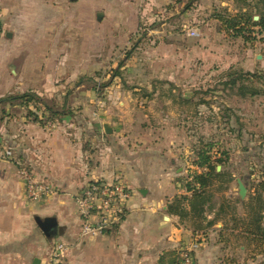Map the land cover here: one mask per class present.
<instances>
[{"label":"rangeland","instance_id":"rangeland-1","mask_svg":"<svg viewBox=\"0 0 264 264\" xmlns=\"http://www.w3.org/2000/svg\"><path fill=\"white\" fill-rule=\"evenodd\" d=\"M245 1L250 9L259 4ZM51 4L53 18L41 23V33L27 32L19 45L17 41L7 43L0 35V99L31 91L51 109H43L37 99L26 106L22 98L0 104V221L9 223L5 230L11 231L17 222L31 243L45 238L35 220L47 218V213L53 217V200L30 201L25 189L22 193L21 170L31 171L25 159L38 150L35 139L53 137L59 127H65L72 141L77 140L79 123H141L138 129L148 139L159 134L148 123H167L162 133L165 138L179 142L176 148L187 147L185 168L202 170L194 149L208 141L216 144L212 155L231 154L230 168L239 176L264 174V34L245 43L222 31L215 19L238 15L246 3L120 0L114 8H133L138 22L130 41L115 48L99 41L101 25H106L107 33L109 28L124 35L133 18L109 15L98 22L94 15H82L72 22L67 18L66 28L60 31L63 23H58L56 10L77 4L69 0ZM102 10L111 13L113 9ZM256 10L251 9L254 17ZM6 24L7 29L10 21ZM190 29L198 35L188 36ZM64 53L67 61L58 64ZM250 72L256 77L242 78L235 86L224 85L228 75ZM240 84L257 94H239ZM46 239L49 249L53 234Z\"/></svg>","mask_w":264,"mask_h":264},{"label":"crops","instance_id":"crops-1","mask_svg":"<svg viewBox=\"0 0 264 264\" xmlns=\"http://www.w3.org/2000/svg\"><path fill=\"white\" fill-rule=\"evenodd\" d=\"M52 2L0 0V35H4L7 43L17 41L19 45L26 39L27 32L41 33V23L46 24L53 18L50 15ZM69 2L77 4L76 7L56 10L60 17L58 23H63L60 31L66 28L67 18L72 22L82 15H94L98 22L106 21L109 15L133 18L124 35L109 28L107 33L106 25H101L99 41L113 48L130 41L137 31L138 13L133 8H114L120 0ZM105 7L113 10L108 13L102 10ZM8 20L10 27L6 29ZM35 40L39 43L40 36ZM64 55L58 64L67 61V54ZM57 69L62 71L61 67ZM164 124L167 123H148L149 129L159 131L156 137L148 139L143 135L145 132L138 129L141 123H79L77 140L72 138L73 142L66 137L65 127H59L53 137L35 139L38 150L25 161L38 181L48 183L56 191L53 197L41 202L53 200L51 206L57 225L48 236L40 229L45 238L31 243L17 222L8 231L3 227L9 223L0 221V264H33L36 261L39 264L49 250L46 237L52 234L53 242L62 241L68 246V264H94V260L99 264H174L178 248L192 242L196 243V264H264V237L257 236L256 227L258 218L259 225L264 227V193L258 185L264 180V174L239 176L230 168L231 154L226 153L228 161L216 166V172L222 175L204 190V202L194 199L180 206L173 204L175 197H191L183 186L185 178L192 173H205L206 169L185 168L183 152L187 147L176 148L179 142L165 138L162 134L167 130ZM68 125L75 127L74 123ZM104 127L111 128V132L106 133ZM221 153L212 157L218 159ZM116 177L122 178L131 190L124 220L97 239H81L73 196L93 180ZM238 181L246 189L243 199L238 195ZM259 194L261 199L258 200ZM38 210L47 213L46 209ZM45 216L52 217L48 213Z\"/></svg>","mask_w":264,"mask_h":264},{"label":"built area","instance_id":"built-area-1","mask_svg":"<svg viewBox=\"0 0 264 264\" xmlns=\"http://www.w3.org/2000/svg\"><path fill=\"white\" fill-rule=\"evenodd\" d=\"M197 30L190 29L188 36L196 37ZM26 196L30 201L41 202L56 191L48 183L33 178L30 171L21 170ZM131 190L122 178L97 179L84 185L74 196L79 219V237L95 238L119 225L127 214ZM196 243L182 245L177 250L174 264H196ZM68 246L62 241L53 242L39 264H68Z\"/></svg>","mask_w":264,"mask_h":264},{"label":"trees","instance_id":"trees-1","mask_svg":"<svg viewBox=\"0 0 264 264\" xmlns=\"http://www.w3.org/2000/svg\"><path fill=\"white\" fill-rule=\"evenodd\" d=\"M243 3H248L245 0H242ZM258 6L252 7L251 9H257L256 15L258 17V20H254V14H251V9L249 8V5L247 4V7H244L242 10H240L238 15L234 16H217L215 19L220 23V28L222 31H225L229 36L232 38H240L245 43L252 41L255 39L256 35L261 36L264 34V0H257ZM252 36V37H251ZM263 41V40H262ZM116 74V73H115ZM247 77L254 78L256 77L253 73H244L242 74H231L228 75V80L224 83L226 86H235L239 80L242 78ZM238 92L241 95H256L257 91L255 89H251L250 87H247L243 84H240L238 87ZM16 98H22L23 105H28L29 102H31L33 99H37L38 102L36 104H40L43 109L46 111H51V109L48 107V105L42 104L40 102V99L33 94V92H25L19 95L18 97H3L0 99V104L4 102L12 101ZM35 106V105H34ZM216 147V144L213 142H199L198 145H196L194 152L197 156V166L206 169L205 173H192L189 174L187 178L184 180V188L187 192L191 194V197L182 196L181 198H174L173 204L181 205L182 202L185 201H192L194 199H197V201L204 202L206 200L205 196L203 195L204 190L212 183L214 179L219 177V175H222L221 172H216V166L217 165H223L224 162L228 161V156L226 153H221V157L218 159H215L212 157L211 150ZM190 177V179H188ZM264 178V177H263ZM259 188L261 189L262 193H264V180L258 183ZM257 199H261V195L259 194L257 196ZM170 208V206H169ZM258 217V216H256ZM258 218L256 220L257 223V230L259 233H257V236H263L264 237V227L262 228L259 225ZM262 238V237H261ZM264 239V238H263Z\"/></svg>","mask_w":264,"mask_h":264},{"label":"water","instance_id":"water-1","mask_svg":"<svg viewBox=\"0 0 264 264\" xmlns=\"http://www.w3.org/2000/svg\"><path fill=\"white\" fill-rule=\"evenodd\" d=\"M97 17H98V20H100L101 15L98 14ZM257 19L258 17H254V20H257ZM104 130L106 133L111 132V130L107 127H104ZM237 183H238V195L241 199H243L246 193V189L241 181H238ZM35 221L37 225L39 226V228L42 230V232L47 236L50 234L49 231L57 225L56 220L53 217H47V218H44L43 220H39L38 218H36ZM33 264H38V262L36 261Z\"/></svg>","mask_w":264,"mask_h":264}]
</instances>
